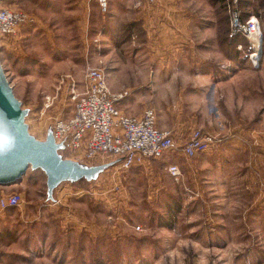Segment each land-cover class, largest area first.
I'll use <instances>...</instances> for the list:
<instances>
[{
  "label": "rangeland",
  "instance_id": "374dc122",
  "mask_svg": "<svg viewBox=\"0 0 264 264\" xmlns=\"http://www.w3.org/2000/svg\"><path fill=\"white\" fill-rule=\"evenodd\" d=\"M210 1L215 5L213 13L205 7L207 0H187L191 8L197 10L204 5L206 10L201 20L206 27L201 35L197 30L196 33L198 36L218 34L220 39H228V18L222 2ZM245 1L242 4L261 24L259 65L252 69L248 62L243 63L240 58L238 61V57L250 51L244 38L240 37V50L234 49L236 44L232 42L221 44L218 79L224 82L221 85H225L226 96L219 91L218 116L212 117L210 125L213 129L199 125L195 128L209 131L222 140L191 158L175 152L157 159L164 160L163 164H154L159 174L145 172L129 180L131 168L121 171L116 165L101 175L99 185L65 182L56 191L55 203L45 200L44 173L28 169L13 188L14 193L21 195V204L0 210V264H221L216 250L204 251L203 259L201 253H196L193 239L196 227L200 222L206 226L212 221L226 223L215 219L218 217L210 218L209 213L214 209L219 213L234 211L238 218L246 208L239 198L244 193V200L251 195L256 206L264 202V0H247L250 1L247 4ZM138 3L144 4L143 0ZM210 18L215 22L207 25ZM142 22L140 19L139 24ZM197 23L198 19L194 25ZM77 24L76 19L74 26L62 29L66 34L60 33L64 37L59 39L66 42L57 43L55 37L36 35L38 30L32 31L34 36L22 47V53L9 42L12 69L2 66L15 96L23 107L30 109L26 118L29 132L40 140L56 119L67 118L73 109L70 92L57 89L58 75L71 73L77 88L82 85L85 68L100 63L97 42L87 41L94 32ZM140 34L143 35L142 31ZM4 50L5 44H1L0 60ZM91 52L95 54L90 55ZM64 154L75 160H87L88 164L92 162L73 152ZM172 154L175 160L169 158ZM174 162L180 169L177 180L166 170ZM164 165L169 179L161 172ZM203 165L207 168L201 170ZM155 181L158 188L152 184ZM13 192L0 186V196ZM202 196L212 197L217 203L211 204V200L204 203ZM87 221L106 223L109 230L103 235L90 236L85 229ZM243 221L247 219L232 223L241 228ZM260 222L249 221L250 228L257 229ZM257 231L251 237L256 247L252 248L247 264H264V234ZM25 248L28 256L20 252Z\"/></svg>",
  "mask_w": 264,
  "mask_h": 264
},
{
  "label": "crops",
  "instance_id": "0c3cea01",
  "mask_svg": "<svg viewBox=\"0 0 264 264\" xmlns=\"http://www.w3.org/2000/svg\"><path fill=\"white\" fill-rule=\"evenodd\" d=\"M176 1L160 0L155 5H148L143 0L148 6L146 7L144 4L139 5L138 0H130V4H126L127 0H107L106 12L101 11L96 0H4L3 6L25 11L34 17V23L23 26L18 42L13 43V48H17L21 53L22 47L31 42L33 30H38L36 35L47 39L55 37V42L58 43L66 42L59 39L64 37L60 36V33L66 34L62 29L74 26L76 19L79 28H91L94 34L87 41L97 42L99 67L106 73L110 91L126 92L116 103V107L131 116H140L145 108H153L157 116V126L169 130L177 141L184 142L198 125L213 129L212 117L218 116L219 91L225 96L227 91L224 89L225 85H221L224 82L220 83L218 79V48L231 40H222L218 34L198 36L206 27L201 21L205 18L202 16V13L206 12L205 7L210 8L212 13L215 8L210 0H207L205 7L202 5L201 9L197 10L188 6L187 0H180L178 4ZM246 1L245 4L250 2ZM140 19L143 20L141 24ZM196 19L198 23L194 25ZM213 22L215 21L210 18L207 25ZM232 40L236 45L241 42L240 37ZM9 42L8 37L6 40H0V45L5 44L2 64L8 70L12 69L13 62ZM239 58L243 63L246 61L251 65L243 56L238 57V61ZM64 76H69L70 79L61 81ZM71 81L77 91H82L84 74L82 85L76 88L74 76L69 72L58 75L57 89L65 88L69 94ZM71 114L72 111L69 116ZM169 158L175 160V155L172 154ZM163 161L146 160L141 164H134L128 176L129 180L140 173L159 174L154 164H163ZM165 168L164 165L161 172L169 179ZM203 168L207 167L203 165L200 169ZM23 178L22 176L21 180ZM16 184L2 187L13 192ZM152 184L158 188L156 181ZM245 197V193L244 197H239L246 204V208L238 214V218L234 211L219 213L214 209L209 213L210 218L218 217L215 219L226 220V223L212 221L209 226L204 225V222L196 225L194 249L196 253H201V259L204 251L216 250L215 254L221 264H247L250 260L251 250L256 247L251 241L252 235H256L257 229L258 233L264 234V202L259 201V206H256L257 202H251V195L247 200H244ZM200 199L204 200V203L207 200H211V204L217 203L216 200L212 201V197L202 196ZM228 202L230 203V199ZM237 219L247 221H243L242 227L238 228L232 223ZM252 220H262L259 224L261 227L252 230L249 224ZM86 227L90 236L103 235L109 230L106 223L98 224L94 221H87ZM20 252L28 256L26 248ZM197 261L199 262L198 259Z\"/></svg>",
  "mask_w": 264,
  "mask_h": 264
},
{
  "label": "built area",
  "instance_id": "2783aa9c",
  "mask_svg": "<svg viewBox=\"0 0 264 264\" xmlns=\"http://www.w3.org/2000/svg\"><path fill=\"white\" fill-rule=\"evenodd\" d=\"M148 5H155L160 0H144ZM0 0V31L11 42H16L23 26L33 24L34 17L22 10H12L3 6ZM228 18V35L231 38L242 37L247 41L248 57L253 67L259 65L262 30L258 17L249 13V9L240 6V0H221ZM102 12L108 10L107 0H97ZM259 37L258 49L253 44L252 34ZM236 49H242L239 43ZM70 79L69 76L61 78ZM70 96L73 100L71 116L58 118L54 121V134L61 138L66 133L73 131L72 152L84 159L93 155H124V160L117 165V169L127 171L136 163L146 160H157L168 156L170 153H181L185 157H193L198 153L210 150L222 139L209 131L194 129L184 142L173 138L167 129L157 126L156 112L147 107L140 116L124 114L116 103L122 99L126 92L113 93L106 82V73L103 68L86 67L84 72V86L82 91H77L71 81ZM167 172L174 179H178L180 169L172 163L167 167ZM22 202L20 194L11 193L0 196V210L8 207L19 206ZM136 229H140L136 226Z\"/></svg>",
  "mask_w": 264,
  "mask_h": 264
},
{
  "label": "water",
  "instance_id": "95a60500",
  "mask_svg": "<svg viewBox=\"0 0 264 264\" xmlns=\"http://www.w3.org/2000/svg\"><path fill=\"white\" fill-rule=\"evenodd\" d=\"M7 36L0 31V40ZM30 109L15 96L0 60V186L19 182L28 169L40 170L46 177L45 200L55 203L56 191L68 182L101 183V175L121 163L124 155L95 154L86 161L75 160L72 153L73 131L57 138L54 122L40 140L28 130L26 118Z\"/></svg>",
  "mask_w": 264,
  "mask_h": 264
},
{
  "label": "bare ground",
  "instance_id": "6f19581e",
  "mask_svg": "<svg viewBox=\"0 0 264 264\" xmlns=\"http://www.w3.org/2000/svg\"><path fill=\"white\" fill-rule=\"evenodd\" d=\"M252 41H253V44L255 45V47L258 49V54H259V45H260V41H259V37L257 36V34L256 33H253L252 34Z\"/></svg>",
  "mask_w": 264,
  "mask_h": 264
},
{
  "label": "trees",
  "instance_id": "16d2710c",
  "mask_svg": "<svg viewBox=\"0 0 264 264\" xmlns=\"http://www.w3.org/2000/svg\"><path fill=\"white\" fill-rule=\"evenodd\" d=\"M223 6V5H222ZM240 6L243 8V9H245L246 8V6H244L243 4H242V0H240ZM228 39H230L231 41L230 42H232L233 40V38H231L230 36L228 37ZM233 43V42H232ZM235 45V44H234ZM236 46V45H235ZM236 48V47H235Z\"/></svg>",
  "mask_w": 264,
  "mask_h": 264
}]
</instances>
